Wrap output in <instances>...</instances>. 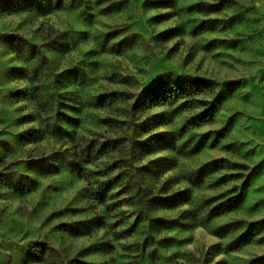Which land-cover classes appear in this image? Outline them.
<instances>
[{
	"label": "rangeland",
	"instance_id": "1",
	"mask_svg": "<svg viewBox=\"0 0 264 264\" xmlns=\"http://www.w3.org/2000/svg\"><path fill=\"white\" fill-rule=\"evenodd\" d=\"M194 82L205 92L191 108L148 106ZM127 113L111 133L105 120ZM95 143L117 147L94 162L117 177L105 205L73 168ZM256 259L264 0H0V264Z\"/></svg>",
	"mask_w": 264,
	"mask_h": 264
},
{
	"label": "trees",
	"instance_id": "2",
	"mask_svg": "<svg viewBox=\"0 0 264 264\" xmlns=\"http://www.w3.org/2000/svg\"><path fill=\"white\" fill-rule=\"evenodd\" d=\"M204 88L205 86L201 85L199 82H194L188 87L179 83L177 85H173L172 87L164 88L163 91L150 92V97L147 99L148 106H152V107L172 106L182 101L183 104L181 108H191L198 102L195 99V97L205 92ZM120 99L119 100L121 102H130L133 100L132 98L126 97V95L124 94ZM36 102L39 107H42L44 105L43 97L41 96L37 97ZM114 103H115L114 100L108 103L106 100L102 99L100 103V108L106 106L111 108ZM138 105L139 103L137 102L136 104H134L133 108L136 109ZM126 108L128 109L129 107ZM127 114L128 115H125L126 120H119L113 117H109L108 119L105 120L104 124L110 129L111 133L115 134L117 132L115 130H118L120 132L119 128L125 126L127 124L126 121L129 120V118L131 119L130 113ZM110 148L111 149L113 148V146H111V143H110V147L109 144L106 143H102V144L99 143L98 145L97 143H95L88 150L86 149L82 153V156L80 157V161L74 163L73 166L75 172H77L80 176H82L85 179V181L88 183L89 199L101 205H105L107 202H109L111 200V197L114 195L113 190H114L115 182L117 181V177H111L109 175L111 171L114 170V168L111 167L109 169H100L98 166H95L94 162L96 158L99 159L102 157H106L109 154L108 150ZM116 148L117 147L113 149ZM213 166H215L214 163H209L205 165L202 168V170L213 168ZM215 170L217 169H213V171L211 172H215ZM238 199H239L238 197H235L232 200H230V202L228 203L230 204L229 208L224 209L221 214H226L228 212H232L233 210L237 209L240 205V200L238 201ZM223 228L220 229L218 234H221V230H223ZM238 229L239 228L236 227L233 230H238ZM251 240L252 238L250 237L249 233L246 232L243 235H241L232 244L230 250L231 251L236 250L238 249V247L249 243ZM260 259L254 260L252 264H255Z\"/></svg>",
	"mask_w": 264,
	"mask_h": 264
}]
</instances>
